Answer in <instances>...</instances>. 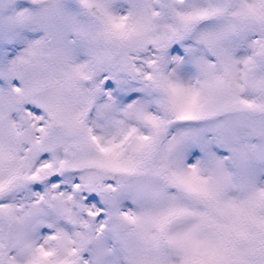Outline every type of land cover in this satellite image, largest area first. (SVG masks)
Instances as JSON below:
<instances>
[{"label": "snow or ice", "instance_id": "snow-or-ice-1", "mask_svg": "<svg viewBox=\"0 0 264 264\" xmlns=\"http://www.w3.org/2000/svg\"><path fill=\"white\" fill-rule=\"evenodd\" d=\"M0 264H264V0H0Z\"/></svg>", "mask_w": 264, "mask_h": 264}]
</instances>
